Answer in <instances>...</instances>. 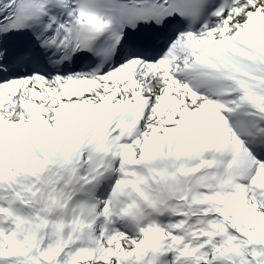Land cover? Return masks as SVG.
I'll use <instances>...</instances> for the list:
<instances>
[{
  "label": "snow or ice",
  "instance_id": "1",
  "mask_svg": "<svg viewBox=\"0 0 264 264\" xmlns=\"http://www.w3.org/2000/svg\"><path fill=\"white\" fill-rule=\"evenodd\" d=\"M0 264H264V0H0Z\"/></svg>",
  "mask_w": 264,
  "mask_h": 264
}]
</instances>
